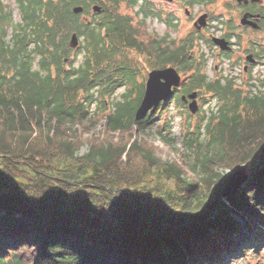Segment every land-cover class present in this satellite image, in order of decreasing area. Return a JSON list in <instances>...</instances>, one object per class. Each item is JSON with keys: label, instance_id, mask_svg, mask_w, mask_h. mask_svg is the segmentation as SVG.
Wrapping results in <instances>:
<instances>
[{"label": "trees", "instance_id": "1", "mask_svg": "<svg viewBox=\"0 0 264 264\" xmlns=\"http://www.w3.org/2000/svg\"><path fill=\"white\" fill-rule=\"evenodd\" d=\"M99 1L102 10L82 20L95 0H0V264L226 263L240 253L242 228L264 240L249 223L264 220V93L207 79L193 51L199 34L143 40L149 17L175 26L151 0ZM142 66H174L186 76L182 90L222 103L187 124L186 165L143 137L153 114L134 120ZM102 115L104 130L91 135ZM162 124L158 137L176 147L170 120ZM134 126L144 134L133 136ZM242 164L246 180L222 197L233 172L218 168Z\"/></svg>", "mask_w": 264, "mask_h": 264}, {"label": "rangeland", "instance_id": "2", "mask_svg": "<svg viewBox=\"0 0 264 264\" xmlns=\"http://www.w3.org/2000/svg\"><path fill=\"white\" fill-rule=\"evenodd\" d=\"M98 1L99 0H95L94 3L101 4L100 1ZM151 2L155 6L165 9V11H168V13L170 12L174 14L177 18V25L175 28H173L172 26L167 25L165 22L159 21L156 17H149L145 19L144 23L140 26L141 31L144 33L140 36L143 40H147L149 37L154 36H165L170 40H174L175 44H177L188 34L196 33L197 30L193 26V19L196 20L201 13L208 12L207 14L210 17V25L203 31H200V35L202 37L195 42V48L193 49L196 55L200 52H202L204 55L205 59L201 58V60L204 62L201 72L207 76V79L212 81L217 80L218 78H220L222 81L232 79L234 81L235 87L241 88L243 93L250 92L252 89L256 93H264V87H259L260 82L264 80V29L255 31L252 29L237 28L239 25L240 11L236 9L231 0H211L209 3L204 0L201 3H197L195 5H187V0H151ZM186 10L188 11V14L185 13ZM93 12L94 11L90 10V13L83 14L81 16L82 20H84L86 17L91 18ZM13 17L18 19L16 9H13ZM229 18H232V24L234 26L232 29L225 27L227 24L225 21ZM135 21L138 22L139 18H136ZM228 30L235 31V36L237 37L229 38L231 39L234 46L233 53H231V58L223 57L217 47H214L212 43L209 45L206 42V40L209 41L212 36H224ZM247 52H250V54L257 53L259 57L258 63H256L251 70L248 71L247 69L244 71L243 66ZM70 57H73V55ZM80 59L81 54L75 58V62L78 63ZM141 63L144 65V61ZM215 65L218 66L217 69L214 68ZM141 70L144 74L143 77L146 78V73L148 72L147 69L145 71V68L142 66ZM180 74L181 82L179 86L181 88L176 89V91L174 90L173 94L166 101L161 102L159 107H162V110H165L164 113H158L159 107L154 113H152L154 115L153 120L148 122L147 129L144 131L147 133V135H145L141 130L139 131L137 126H134L132 132L133 136H135L137 132L139 134L142 133V135L144 134L143 137L147 138L150 142L156 145L155 152L162 159L176 162L179 161L186 165L189 158H187L186 155H183L182 139L185 134V128H188L187 124L189 123V126L193 129V127L201 122L202 119H204L203 122H205V120L210 116L211 112L216 111L222 103L220 100H218L214 92L196 89L197 92L199 91L197 95L199 99V101L197 100L199 107L195 113H191L183 102L177 103V98L181 99L180 95L184 91L182 90V84L187 82L186 76L182 73ZM189 74L190 73H188V75ZM251 84L256 85L251 87ZM179 86L177 85L176 87L178 88ZM121 91L122 89L119 88L118 91H116L114 98L120 97ZM166 102H168L167 105L164 104ZM189 114L191 116H189ZM97 119V127H93L91 129L93 131V134L91 135H97L104 130L105 115H102V118L98 116ZM167 119L170 120L171 135L176 139V147H174L177 148L176 150L164 144L157 134V130L163 126V121ZM79 131L82 133L84 138L87 136V133H85L82 126ZM118 133L119 132H109L110 135L115 134L114 138H116L117 135H120ZM86 149L87 143L81 146L80 152L82 153ZM184 168H186V166ZM236 169L237 168H235L234 171ZM248 171L249 167L246 165V176L248 175ZM217 172L229 173L233 171L229 167L220 166ZM252 217L254 218L250 220V226L257 224L260 230L264 231V220L257 218L256 216ZM235 218H237L240 223L243 221V219L237 215ZM242 230L244 232L243 234L245 235L243 236L244 238L239 240V243L241 242L240 246L242 244L240 253L236 252L232 258H230L229 255L227 258H225V260L223 259V262L227 260V262L223 264H264V240L262 242L259 241L258 236L260 234L257 235L252 231H246L247 229H245V227L242 228Z\"/></svg>", "mask_w": 264, "mask_h": 264}, {"label": "water", "instance_id": "3", "mask_svg": "<svg viewBox=\"0 0 264 264\" xmlns=\"http://www.w3.org/2000/svg\"><path fill=\"white\" fill-rule=\"evenodd\" d=\"M82 10L83 7L81 5H76L73 7L74 13H79ZM91 10L94 12H99L102 10V7L100 4L94 3L91 6ZM185 12L188 13L187 10ZM243 19H245V16L242 17V21ZM205 23L206 14L203 13L195 20L194 25L197 28H201L203 25H205ZM211 39L212 42L218 45L221 49H230L229 42L224 37L212 36ZM78 44L79 37L76 32H73L70 37L69 46L71 48H76ZM248 59H251L250 55H248ZM180 81L181 74L174 66L153 68L149 70L144 84L143 96L134 112V120H142L148 114L154 113L161 102L166 101L171 96L174 88L179 85ZM197 94V90H192L180 96L183 102L188 103V109L191 113H195L198 109ZM245 169L246 165L242 164L238 166L235 171H233L223 188L222 197L230 196L242 185L247 177L245 174Z\"/></svg>", "mask_w": 264, "mask_h": 264}, {"label": "flooded vegetation", "instance_id": "4", "mask_svg": "<svg viewBox=\"0 0 264 264\" xmlns=\"http://www.w3.org/2000/svg\"><path fill=\"white\" fill-rule=\"evenodd\" d=\"M187 1H188L187 5H195L197 3H201L204 0H187ZM231 1L235 5L236 9L240 11V14H239V25H238L237 28L252 29V30H255V31H260V30L264 29V0H231ZM206 2L209 3V2H211V0H206ZM203 13L206 14V23L201 28H197L194 25L195 20L193 19V26L197 30L195 34H199L200 35L201 34L200 31H203L206 27H208L210 25V17L207 14L208 12L207 13L203 12ZM203 13H201V14H203ZM186 14H188V13H186ZM172 15L174 16L173 22L175 24V26L173 28H175L176 27L177 18L175 17L174 14H172ZM244 16H245V19H243V21H242V17H244ZM221 22H222V20H221ZM225 22L227 23L225 27H227L228 29L234 28V26L232 24V18H229ZM228 31H230V32H228ZM228 31H227V33H225L224 36H220V37H224L229 42L230 49H221L218 45H216V44H214L212 42V39H210L209 43H208L209 45H210V43H212L214 47H217L220 50V53L225 58H231V53H233V49H234L233 43H232L231 39H229V38H231V37L237 38L235 36V31H232V30H228ZM231 33H233V34H231ZM248 55L251 56V59H248ZM258 57L259 56H258L257 53L250 54V52H247L246 56H245V62H244L243 70L244 71L247 70V69H248V71L251 70L252 67L256 63H258ZM214 68L217 69L218 66L215 65ZM179 88H181V87L180 86L178 88L176 87V89H179ZM188 92L189 91L184 90L182 92V94H186ZM197 100L199 101L198 97H197ZM189 101H190V99H189ZM183 103L188 108V103L187 102H183Z\"/></svg>", "mask_w": 264, "mask_h": 264}, {"label": "clouds", "instance_id": "5", "mask_svg": "<svg viewBox=\"0 0 264 264\" xmlns=\"http://www.w3.org/2000/svg\"><path fill=\"white\" fill-rule=\"evenodd\" d=\"M174 91V90H173Z\"/></svg>", "mask_w": 264, "mask_h": 264}]
</instances>
